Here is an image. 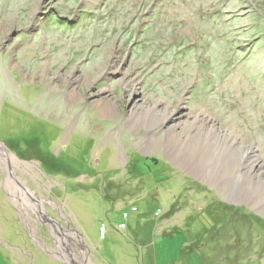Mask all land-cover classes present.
I'll list each match as a JSON object with an SVG mask.
<instances>
[{"label":"rangeland","instance_id":"rangeland-1","mask_svg":"<svg viewBox=\"0 0 264 264\" xmlns=\"http://www.w3.org/2000/svg\"><path fill=\"white\" fill-rule=\"evenodd\" d=\"M0 170V264H264V0H0Z\"/></svg>","mask_w":264,"mask_h":264},{"label":"flooded vegetation","instance_id":"flooded-vegetation-1","mask_svg":"<svg viewBox=\"0 0 264 264\" xmlns=\"http://www.w3.org/2000/svg\"><path fill=\"white\" fill-rule=\"evenodd\" d=\"M23 168H25L24 166H23ZM1 171V170H0ZM15 184V183H14ZM67 226H68V224H67ZM43 241V240H42ZM42 243H44V244H46L47 243V241H46V239H44V241L42 242ZM46 248V247H45ZM46 252V251H45Z\"/></svg>","mask_w":264,"mask_h":264}]
</instances>
